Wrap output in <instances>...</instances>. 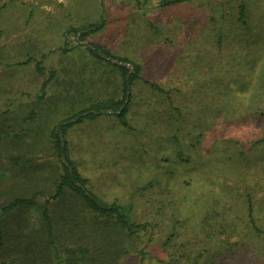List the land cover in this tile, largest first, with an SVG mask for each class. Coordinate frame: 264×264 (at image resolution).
Returning a JSON list of instances; mask_svg holds the SVG:
<instances>
[{"label":"rangeland","instance_id":"1","mask_svg":"<svg viewBox=\"0 0 264 264\" xmlns=\"http://www.w3.org/2000/svg\"><path fill=\"white\" fill-rule=\"evenodd\" d=\"M0 31V214L13 198L43 191L3 216L9 249L0 264H30L28 238L42 233L63 172L51 133L65 120L63 141L88 188L157 226L115 234L127 249L119 257L117 245L100 255L91 241L68 257L63 240V264H264L263 235L247 216L251 196L264 229V0H0ZM91 44L140 67L128 92ZM125 93L132 128L116 113L74 120ZM53 203V216L67 205L70 216L86 213L71 196ZM34 245L32 258L41 255Z\"/></svg>","mask_w":264,"mask_h":264},{"label":"trees","instance_id":"2","mask_svg":"<svg viewBox=\"0 0 264 264\" xmlns=\"http://www.w3.org/2000/svg\"><path fill=\"white\" fill-rule=\"evenodd\" d=\"M160 6H169L174 5L177 3L187 2L190 0H157ZM240 19L242 22H246V9L244 5L240 6ZM104 26V21L101 20L100 22L94 23L88 27V31L86 34L91 32H96ZM1 32V31H0ZM89 51L92 55L102 60H106L108 63L117 67L123 75V86L124 91L128 92L130 87L133 85L135 80L138 78V73L140 72V67L138 65L133 66L132 69L126 65L116 64L113 63L110 59H118L123 62H127L126 59H121L119 57L113 56L111 51L106 47L98 44H91L89 45ZM110 58V59H109ZM37 68L39 74H44L43 67L41 62L37 63ZM49 80H46L41 87L42 91H45V88L48 84ZM153 87L159 89L160 91L164 92V90L153 84ZM127 93H125L123 99L115 100L109 99L104 102H98L93 105L83 113H79L76 115L78 117L77 122L83 121L84 119H96L99 117L100 114L104 113L103 110L109 109L114 110L117 117L119 118L120 122L123 126L130 129L132 128L128 122V105L130 103V97L127 101ZM86 112V114H84ZM70 125L68 120L60 122L55 129L52 130V137L54 139L56 149L58 155L62 159L63 163V172L58 178L56 183L55 193L51 195L52 197L47 198L46 206L43 211V219L44 225L41 228V234L38 232L32 231V236L28 238V242H31L29 245L28 251V258L30 264H50L49 260L56 261V264H63L62 258L63 252L62 249V241H67L66 244L63 245L64 251L70 256V253L78 254L84 253L79 249L82 243L90 244L94 242L97 244L99 254L101 253H108L114 246L117 245L118 250L115 254V257H119V255L125 254L127 252L126 247L123 243L117 244L116 235L120 233L126 234L127 236L134 237L139 235L142 232H147L150 230L152 233L155 231V225L153 222L144 221V222H137L134 221L131 213L129 210H126L125 207L122 205H117L115 203L110 204L105 202L102 198H100L96 193L90 190L87 186V179L82 176L79 172L78 168L76 167L75 163L70 159L69 153L67 150V144L63 141L61 134L65 133L67 127ZM174 142L177 144L179 143V137L174 135ZM43 194V191H36L30 197H17L13 198L8 205H5L2 209V213L0 214V255H5L9 249V240L7 237V230L3 223V216L8 211H12L17 207L22 205L28 206L35 202L38 195ZM71 196L74 198L78 204L81 206V214L83 217H78L79 213L75 216H70L69 211H71L72 205H67L64 211L61 212L58 217H61L62 222L59 220H55L58 218L56 214H52L51 208H56L55 202L58 199L63 197ZM80 212V210H79ZM255 209L253 205V199L251 196L248 197V210L247 216L250 223V228L253 232H256L257 235H263L264 238V229H262L258 223L257 219L255 218ZM77 216V217H76ZM81 216V215H80ZM79 218V219H78ZM92 218L93 220H97L96 223H99V228L94 223L91 227V222H88V219ZM72 223V224H69ZM105 223L110 224L112 227L107 226L103 229L101 224ZM72 225V226H69ZM86 225V227H84ZM76 231H75V230ZM121 229V230H120ZM121 237V236H120ZM34 242L38 243L37 251L41 254H35V256L29 257L33 251L32 250L35 245ZM69 242H73L76 247L69 246ZM84 250V249H83ZM87 254L91 253V248L89 246L85 249ZM140 253L143 258H145L146 250L142 248ZM119 254V255H118ZM53 257V258H52ZM75 257H78L77 255ZM71 259V258H70ZM78 260V259H75ZM143 260V259H142ZM179 264V263H174Z\"/></svg>","mask_w":264,"mask_h":264},{"label":"water","instance_id":"3","mask_svg":"<svg viewBox=\"0 0 264 264\" xmlns=\"http://www.w3.org/2000/svg\"><path fill=\"white\" fill-rule=\"evenodd\" d=\"M114 62H116V63H118V64H121V65H128V64H126V63H123V62H119V61H115V60H113ZM128 97H127V101H128V98H129V94L127 95ZM103 112L104 113H114V110H103ZM84 114H86V113H84ZM78 119V117H76L74 120H77ZM61 137H62V135H61ZM62 139H63V137H62Z\"/></svg>","mask_w":264,"mask_h":264}]
</instances>
